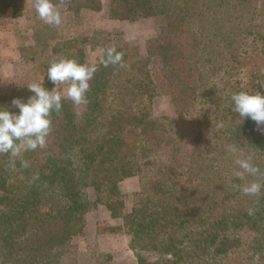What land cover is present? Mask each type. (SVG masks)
Here are the masks:
<instances>
[{"label":"trees","instance_id":"obj_1","mask_svg":"<svg viewBox=\"0 0 264 264\" xmlns=\"http://www.w3.org/2000/svg\"><path fill=\"white\" fill-rule=\"evenodd\" d=\"M25 1L0 0V14L23 16ZM53 2L76 14L103 9L101 0ZM109 18H158L161 27L147 41V55L104 32L51 47L49 89L51 62L87 64V42L104 54L94 65L87 103L65 99L61 113H52L45 148L25 151L22 159L0 154V264H78L74 238L98 206L123 223H98L97 232L128 233L137 264H227L241 232L252 235L250 258L261 256L264 189L239 190L257 177L234 175L229 146L251 155L264 174V133L251 119L243 122L230 102L241 90L264 94V0H110ZM110 47L123 54V66L104 65ZM161 89L172 97L176 122L152 117ZM32 94L16 88L0 94V105ZM131 177L140 178L141 188L127 212L120 184ZM110 261L106 253L94 258V264Z\"/></svg>","mask_w":264,"mask_h":264},{"label":"rangeland","instance_id":"obj_2","mask_svg":"<svg viewBox=\"0 0 264 264\" xmlns=\"http://www.w3.org/2000/svg\"><path fill=\"white\" fill-rule=\"evenodd\" d=\"M103 9L93 11L82 9L79 14L69 10L67 3L58 5L63 22L59 26L44 23L37 16L33 0L25 1V12L21 17H13L12 11L0 14V94L12 95L16 88H26L32 82L42 81L46 77L45 65L51 61V47L61 40L73 38H91L95 33H112L121 40L136 44L143 55H147V41L159 34L161 21L158 18H144L137 21H121L109 18L110 0H101ZM86 62L96 65L103 57L101 45L87 42L84 45ZM154 73L157 67L152 66ZM157 79V77H156ZM159 82V78L157 79ZM151 104L153 118H167L178 121L179 115L172 97L161 89ZM264 133V126H261ZM140 178L131 177L121 182L120 188L125 195L127 212H131L140 190ZM91 201L95 200L93 190H88ZM87 228L83 235L74 238L78 247V264H94L98 254L111 255L110 264H137V257L130 248L131 236L128 233L99 234L98 223L117 226L122 220H112L103 206L92 208L86 215ZM241 246L236 253L229 254L227 264H264V254L250 258L252 252L246 245L252 235L241 232ZM239 243V244H240ZM144 255V254H143ZM150 262L158 259L157 255L145 254Z\"/></svg>","mask_w":264,"mask_h":264},{"label":"clouds","instance_id":"obj_3","mask_svg":"<svg viewBox=\"0 0 264 264\" xmlns=\"http://www.w3.org/2000/svg\"><path fill=\"white\" fill-rule=\"evenodd\" d=\"M35 12L40 20L51 26H59L63 19L53 0H33ZM123 54L115 47L106 50L103 63L105 66L122 65ZM97 68L82 64L75 59L61 58L51 62L47 69V80L53 84L51 89L45 86V80L36 81L26 87L33 93L25 101L14 97L11 105H0V154L11 158H21L25 151H34L46 147L47 138L52 130V113L60 114L65 99L74 105L87 103L90 81ZM232 110L243 122L251 119L257 128L264 126V94L256 91L241 90L230 95ZM18 109L13 111L12 109ZM235 156L237 166L234 175L243 180L247 175L257 177L250 183L237 186L245 195H257L264 189V174L253 162L251 155H246L235 146H229ZM27 167V162H23ZM251 214V210H250Z\"/></svg>","mask_w":264,"mask_h":264}]
</instances>
